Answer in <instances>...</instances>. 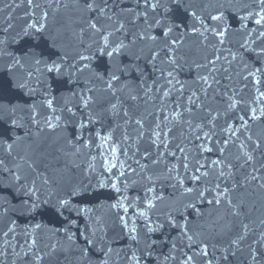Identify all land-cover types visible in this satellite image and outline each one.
<instances>
[{
    "label": "water",
    "instance_id": "1",
    "mask_svg": "<svg viewBox=\"0 0 264 264\" xmlns=\"http://www.w3.org/2000/svg\"><path fill=\"white\" fill-rule=\"evenodd\" d=\"M155 3L0 0V263L264 264V4Z\"/></svg>",
    "mask_w": 264,
    "mask_h": 264
},
{
    "label": "snow or ice",
    "instance_id": "2",
    "mask_svg": "<svg viewBox=\"0 0 264 264\" xmlns=\"http://www.w3.org/2000/svg\"><path fill=\"white\" fill-rule=\"evenodd\" d=\"M29 3H31V0H29ZM171 3L175 4L177 7L181 6V0H171ZM259 3H260V4H264V0H259ZM158 4H159V0H157V3L152 4L151 7H152L153 9H155V8L157 7ZM87 6H88L90 9L92 8V4H91V3H88ZM93 10H94V9H93ZM214 19H215V17H214ZM260 22H261L260 20H257V21H256L257 24H260ZM93 27H95V25H93ZM262 35H264V33H262ZM105 140H107V137L105 138ZM112 151L115 152V148H113ZM0 164H3V161H0ZM112 166L115 167L114 164H113ZM19 179H20V177L17 176V181H19ZM27 191H28L29 193H31V194H34V193H35V189H27ZM189 191H190V190H189ZM209 203H212V201H209ZM216 203L219 204V203H220V200L217 199V200H216ZM228 203L231 204V201L229 200ZM32 207H33V209H37V208H39V204L36 203V202H33ZM189 259H191V258L189 257Z\"/></svg>",
    "mask_w": 264,
    "mask_h": 264
}]
</instances>
